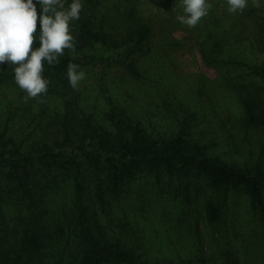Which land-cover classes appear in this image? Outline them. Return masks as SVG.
I'll use <instances>...</instances> for the list:
<instances>
[{
	"label": "trees",
	"instance_id": "1",
	"mask_svg": "<svg viewBox=\"0 0 264 264\" xmlns=\"http://www.w3.org/2000/svg\"><path fill=\"white\" fill-rule=\"evenodd\" d=\"M102 1L83 0L71 24L75 51L44 64L46 94L25 99L9 63L0 65V264H177L168 252L177 255L181 243L142 237L146 214L163 201L178 208L175 225L183 227H176L196 239L188 264H264V88L243 80H264V62L230 59L221 43L204 40L197 44L203 64L245 72L224 78L231 108L220 111L212 100L211 115L202 112L204 84L201 102L192 101L197 110L181 109L172 81L163 100L144 102L136 90L151 86L152 75L140 61L162 60L184 42L177 28L155 33L138 19L139 0H114L108 19L97 16ZM242 12L258 27L264 52V15ZM70 62L86 72V85H69ZM92 67H100L94 79ZM213 117L233 159L213 152L214 134L197 138L198 121Z\"/></svg>",
	"mask_w": 264,
	"mask_h": 264
},
{
	"label": "rangeland",
	"instance_id": "2",
	"mask_svg": "<svg viewBox=\"0 0 264 264\" xmlns=\"http://www.w3.org/2000/svg\"><path fill=\"white\" fill-rule=\"evenodd\" d=\"M171 2L172 0H139L136 3L135 16L143 22H148L153 30L156 31L155 33L163 31L168 26L175 29L177 28L175 33H178L179 39L184 42V45L181 46V48L172 50L169 54L165 55L162 60L158 61L154 58H148L140 61V71L152 75L151 79L147 81V84L150 83L151 86H142L141 89L138 87L136 93L138 96L146 97L144 102H152L157 99L163 100L165 97V90L163 87L166 82L172 81L173 85L177 86L175 92L177 99L175 97L176 100H174L176 106L181 109L182 107H185L186 110L191 111L197 110V105L192 101L196 99L199 101V97L201 96L198 92L201 89V86L204 90V84H206L209 86V89L203 92L202 101H204V109L200 107L201 110H203L202 112L211 115L213 112L211 111V103L213 101L214 106L217 107L216 109L219 108L220 111L228 110L231 108L232 96L230 94L229 97V92L226 90L227 88H225L224 78L234 77L238 74L243 77L245 72L238 71L236 73H229L227 69L225 70L223 67L219 69L220 67L206 66L201 60L197 44L203 42L204 45V40L205 46L216 42L221 43L224 48L223 54H228V58L242 60L248 64H259L264 62V52L262 51V47L257 45L254 39V35L259 34L258 27L253 24L250 17L244 16L243 12H230L228 10L227 0H210L212 7L198 22L204 25V28H199L197 30L194 29L196 25L189 27L181 24L177 19L178 15L184 14L181 1L176 4L174 8H169L168 6ZM100 3V12L97 16H101L105 13L108 19L111 14L114 13L111 8L116 5V3L114 0H105ZM159 3L165 5L156 13V7ZM247 8L252 9L258 15H264V6L259 8L254 7L251 0H249ZM252 43L254 45H252ZM99 68L100 67L93 68L94 70L92 69L93 72L90 75L93 79ZM118 70L120 74H126L125 70L122 68H119ZM107 73H112V71H107ZM243 80L247 83L254 82L255 86H261L264 88V80H261L260 78L244 76ZM88 81L89 79L84 78V80H82V86L86 85ZM148 98H150L149 101ZM200 102L201 100L199 103ZM150 107L153 109V106ZM138 110H141V107H138ZM153 114L155 113H151L150 115ZM152 122L155 123L154 121ZM198 123L199 125L196 128L198 131L197 138H202L203 134L208 139V134H214V138L219 145H216L215 143L213 144V152H215L221 159H233V154L232 156L227 154L228 148L221 147L223 144L224 146L229 144L228 142H224L221 120H217L213 117L211 121L204 123L198 121ZM251 139L253 144H257V135L253 133ZM252 152L253 155L251 159L254 157V148L252 149ZM176 212H178V208L170 207L169 202L165 201H163L161 205L150 209L149 214H146L145 216L147 219L142 222L145 224V231L142 234V237L148 240L155 239L157 242H169L170 240L173 244L181 243L177 255L172 253L173 250L168 252V246L166 250L171 255V259L175 258L177 264H181L180 261H182L183 264H188L187 259L190 257L189 254H191L188 243L195 244L196 239L187 238L185 231L181 232L180 228L176 227H183V225H181L182 220L174 217ZM176 222L181 224L175 225ZM159 226L163 233L167 232V234L160 232L154 233L152 231L153 229H158ZM177 229H179L180 232H178ZM177 246L178 245H173V248H176ZM199 248L203 251L205 257H207L209 249L208 244L204 239L201 240Z\"/></svg>",
	"mask_w": 264,
	"mask_h": 264
},
{
	"label": "clouds",
	"instance_id": "3",
	"mask_svg": "<svg viewBox=\"0 0 264 264\" xmlns=\"http://www.w3.org/2000/svg\"><path fill=\"white\" fill-rule=\"evenodd\" d=\"M0 0V65L8 62L14 72L16 85L26 92L25 99L46 94L50 80L43 75L44 64H53L65 49L75 51L73 21L80 18L83 0ZM230 12H242L249 0H227ZM254 7L264 6V0H251ZM181 24L193 27L212 7L210 0H181ZM37 5L39 25L37 31ZM34 41H38L34 47ZM86 72L77 63L67 66L69 85L76 89Z\"/></svg>",
	"mask_w": 264,
	"mask_h": 264
}]
</instances>
